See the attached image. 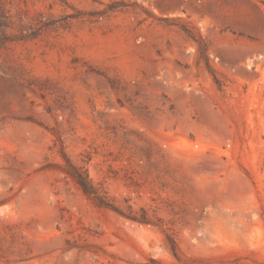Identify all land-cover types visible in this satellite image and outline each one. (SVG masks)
Returning a JSON list of instances; mask_svg holds the SVG:
<instances>
[{"label": "rangeland", "instance_id": "374dc122", "mask_svg": "<svg viewBox=\"0 0 264 264\" xmlns=\"http://www.w3.org/2000/svg\"><path fill=\"white\" fill-rule=\"evenodd\" d=\"M0 264H264L258 0H0Z\"/></svg>", "mask_w": 264, "mask_h": 264}, {"label": "trees", "instance_id": "16d2710c", "mask_svg": "<svg viewBox=\"0 0 264 264\" xmlns=\"http://www.w3.org/2000/svg\"><path fill=\"white\" fill-rule=\"evenodd\" d=\"M258 3H260L264 8V0H258ZM179 27L187 36L194 38L191 30L187 26L179 25ZM196 41L199 44L201 52H203L205 50V46L202 40L200 38H197ZM61 156L63 163L59 165L58 169L60 170V172L65 176L69 177L81 189V191L87 197H89L97 206L113 210L114 212L133 221L141 223L150 222L149 218H147L143 210H141V214L138 215L128 205L126 206V210H123L122 208L114 204L113 201L107 196L106 191L94 185L92 180L89 178L86 169H84L82 166H78L72 163L65 154H62ZM167 239L173 251V254L176 257L175 242L170 237H168Z\"/></svg>", "mask_w": 264, "mask_h": 264}]
</instances>
